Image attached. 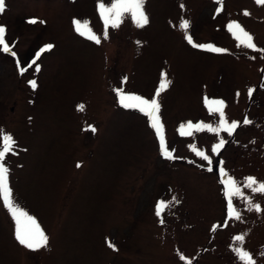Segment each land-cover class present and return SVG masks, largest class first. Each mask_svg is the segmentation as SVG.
I'll return each instance as SVG.
<instances>
[{
    "label": "rangeland",
    "instance_id": "1",
    "mask_svg": "<svg viewBox=\"0 0 264 264\" xmlns=\"http://www.w3.org/2000/svg\"><path fill=\"white\" fill-rule=\"evenodd\" d=\"M5 5L0 25L10 52L0 48V136L16 141L6 157L14 199L48 243L21 245L0 200V264H240L237 244L264 264V211L244 213L245 203L234 200L242 218H229L221 182V168L241 181L264 180V53L238 47L227 29L239 22L264 49V4L145 0L149 22L126 18L106 39L97 0ZM77 20L101 42L81 35ZM187 35L227 51L194 47ZM38 49L43 54L32 61ZM115 89L155 98L160 132L147 115L122 107ZM205 97L225 101L229 121L241 122L232 135L187 128L218 122ZM160 135L174 159L161 154ZM221 138L225 145L213 153ZM245 193L264 208V195ZM159 201L168 203L160 216Z\"/></svg>",
    "mask_w": 264,
    "mask_h": 264
},
{
    "label": "snow or ice",
    "instance_id": "2",
    "mask_svg": "<svg viewBox=\"0 0 264 264\" xmlns=\"http://www.w3.org/2000/svg\"><path fill=\"white\" fill-rule=\"evenodd\" d=\"M257 3L264 4V0H257ZM145 0H97V10L104 22L105 32L103 34L104 38H107V29L109 27L117 28L120 24L126 19L131 18V20L140 27L146 25L149 20L147 13L144 9ZM5 0H0V13H3L5 10ZM183 7V5H182ZM246 15L248 13H245ZM30 23H35V19L29 21ZM76 25V30L84 35L85 32L88 33V39L93 40L95 43L99 44L101 42V37L96 33L92 32L89 22L74 21ZM182 27L185 29L189 28V21L185 20L182 24ZM227 29L231 32L234 38L238 41L237 46H243L246 49H251L253 51H259L264 53V49L257 47L254 42V37L248 31H246L239 22H230L227 25ZM6 27L0 25V48L5 53L10 52V46L6 42ZM186 39L189 44H193V38L191 35H187ZM194 47L201 49L209 50L216 53H223L227 50L224 48L216 47L212 44H193ZM53 45L49 44L45 46L43 50H50ZM42 50V51H43ZM11 55L15 56V52H11ZM255 58V57H253ZM25 69H21L23 72ZM39 69L37 68V71ZM162 77H166L165 73H162ZM126 77L124 80L126 81ZM32 87H36V82L33 80L30 82ZM166 82L164 79L161 81V89L166 87ZM119 97V103L124 108L129 109H138L151 119V126L157 131L160 132L161 122L159 118V109L160 105L155 98L149 100L137 94L124 93L121 89H115ZM254 89L249 90V96H251ZM159 95V92L157 93ZM206 105L209 107V111L213 113H218V122L213 124H206L203 122L193 124L188 122L187 128L199 131H208L219 135L221 132H225L228 135H232L240 126L239 121H229L225 108L227 107L226 102L223 100L212 99L205 97ZM81 109L83 106H80ZM252 121L245 119L244 124H250ZM92 131H95L93 128ZM181 134H185L183 131V126L181 127ZM191 135V131L187 133ZM226 141L221 138L218 143L213 145L211 151L213 153L219 154V151L223 148ZM160 145H161V154L166 159H174L173 153L167 148L165 144V139L163 135H160ZM16 141L11 134H4L0 136V200L3 201L6 208L9 209L11 215L13 216L16 224L15 236L18 242L21 245H24L28 249H38L44 247L48 243V237L44 231L39 227L36 222V219L29 215L25 210L18 206L16 203L13 191L10 184V168L6 164V157L8 154H15ZM192 150L195 154L201 157L203 160L207 161L209 165L212 164L211 157L203 150H197L194 146ZM80 164H77V167H80ZM208 171H212V168L209 167ZM221 182L224 184L225 197L228 203L229 218H235L240 220L242 214L239 208L234 204V200H241L248 207V210H255L257 212L264 211V208L261 207V204L256 203L253 198L249 195H246L245 189L250 190L252 193H259L264 195V180H260L253 176L245 177L243 181L237 179L236 177L229 175L223 168H221ZM174 199V198H173ZM168 207L166 201H159L157 206V215L160 216L161 213ZM244 235H238L234 237V240L237 242L244 241ZM114 247L113 245H109ZM233 251L236 253L237 259L240 261V264H257L256 259L253 254L245 249L242 244H237L233 247ZM182 260L186 258L181 255ZM190 264V262H189Z\"/></svg>",
    "mask_w": 264,
    "mask_h": 264
},
{
    "label": "flooded vegetation",
    "instance_id": "3",
    "mask_svg": "<svg viewBox=\"0 0 264 264\" xmlns=\"http://www.w3.org/2000/svg\"><path fill=\"white\" fill-rule=\"evenodd\" d=\"M246 210H248V208H245V211H244V213L246 212Z\"/></svg>",
    "mask_w": 264,
    "mask_h": 264
},
{
    "label": "trees",
    "instance_id": "4",
    "mask_svg": "<svg viewBox=\"0 0 264 264\" xmlns=\"http://www.w3.org/2000/svg\"><path fill=\"white\" fill-rule=\"evenodd\" d=\"M34 53V52H33ZM33 55L32 54H30V57H32Z\"/></svg>",
    "mask_w": 264,
    "mask_h": 264
}]
</instances>
